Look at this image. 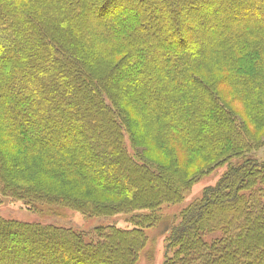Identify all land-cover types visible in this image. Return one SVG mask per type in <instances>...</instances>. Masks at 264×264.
I'll return each instance as SVG.
<instances>
[{
	"label": "trees",
	"instance_id": "1",
	"mask_svg": "<svg viewBox=\"0 0 264 264\" xmlns=\"http://www.w3.org/2000/svg\"><path fill=\"white\" fill-rule=\"evenodd\" d=\"M218 71L264 127V0H0V199L48 216L138 213L94 238L0 217V264H135L155 212L192 183L174 147L227 169L169 228L164 264H264V162L208 79ZM123 102L149 107L144 132L170 171L127 151Z\"/></svg>",
	"mask_w": 264,
	"mask_h": 264
},
{
	"label": "rangeland",
	"instance_id": "2",
	"mask_svg": "<svg viewBox=\"0 0 264 264\" xmlns=\"http://www.w3.org/2000/svg\"><path fill=\"white\" fill-rule=\"evenodd\" d=\"M245 2L246 0H242V4ZM203 9L204 10L199 13L197 18H195L196 24L205 22L201 17L202 13L206 15L210 13L208 9ZM259 18H261V16H259ZM210 19L213 20V18ZM190 22H192V19ZM198 74L199 76L203 75L202 72H198ZM208 79L215 84L216 93L219 95L222 102L226 104L228 109L237 117L250 138L252 144V158L258 162H264V127H256L250 122L242 100L227 84L229 79L228 72H212L211 75H208ZM119 106L125 110V115L129 123L133 126L132 128L129 126L128 130L124 128V145L127 151L132 155L135 151L142 161L160 171H170L172 165L170 164L169 157L158 148L156 143L148 140L144 132L145 129H147L146 125L143 123L145 119H141L140 116H144L146 112H148L149 107L144 104L138 107L132 106L127 102H123ZM0 135L2 141L4 140L3 149L8 150L10 144L7 134L0 133ZM173 150L176 152V167L179 166L184 173L183 181L192 183L187 189L182 191V199L179 203L162 205L158 211L155 212L158 221L153 228H147L145 230L147 236L146 245L135 264H164L166 254L165 247L167 245L166 239L169 228L177 223L179 213L185 207L200 199L206 187L215 186L227 169L225 166H218L212 167V169L209 170L214 160L204 162L200 161L199 156L192 157L186 155L181 151L182 149L180 150L174 147ZM75 192L78 198L91 200L97 204L113 206L118 204V199L116 197L104 193H95V195L86 198L84 193H87L88 189H77ZM56 210L58 212L55 216H48L26 210L21 206V203L17 201H12L8 198L0 199V217L2 218L20 222H41L44 224L67 227L83 232L88 237L90 236L93 238L95 236L94 230L98 227L116 226L122 229L133 227L131 221L133 217H135V214H138L136 212H128L106 217H90L68 208H57Z\"/></svg>",
	"mask_w": 264,
	"mask_h": 264
}]
</instances>
